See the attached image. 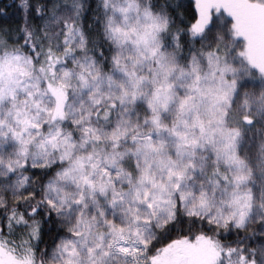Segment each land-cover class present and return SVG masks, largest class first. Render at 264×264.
Returning a JSON list of instances; mask_svg holds the SVG:
<instances>
[{"label":"snow or ice","instance_id":"1","mask_svg":"<svg viewBox=\"0 0 264 264\" xmlns=\"http://www.w3.org/2000/svg\"><path fill=\"white\" fill-rule=\"evenodd\" d=\"M0 5V264H264V0Z\"/></svg>","mask_w":264,"mask_h":264},{"label":"trees","instance_id":"2","mask_svg":"<svg viewBox=\"0 0 264 264\" xmlns=\"http://www.w3.org/2000/svg\"><path fill=\"white\" fill-rule=\"evenodd\" d=\"M12 4V0H0V5H9L7 11L9 16H14L16 15L14 10L10 7Z\"/></svg>","mask_w":264,"mask_h":264}]
</instances>
